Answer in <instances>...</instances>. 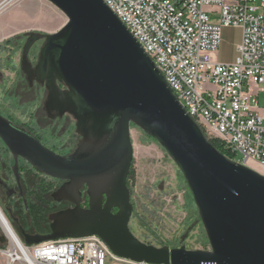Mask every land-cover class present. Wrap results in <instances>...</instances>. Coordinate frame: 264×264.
<instances>
[{
  "label": "water",
  "instance_id": "95a60500",
  "mask_svg": "<svg viewBox=\"0 0 264 264\" xmlns=\"http://www.w3.org/2000/svg\"><path fill=\"white\" fill-rule=\"evenodd\" d=\"M66 21L41 35L38 61L21 69L46 90L48 117L70 115L81 140L67 156L44 147L0 115V140L13 156L67 180L52 193L74 206L48 214L49 232L29 234L26 246L90 235L115 255L149 264H264V175L222 154L179 103L154 62L102 0H46ZM60 85L63 86L61 88ZM134 125L156 141L177 166L197 209L207 249L156 247L130 231L127 175ZM18 178V176H17ZM88 187L85 208L79 185ZM4 239L0 237V242Z\"/></svg>",
  "mask_w": 264,
  "mask_h": 264
},
{
  "label": "built area",
  "instance_id": "2783aa9c",
  "mask_svg": "<svg viewBox=\"0 0 264 264\" xmlns=\"http://www.w3.org/2000/svg\"><path fill=\"white\" fill-rule=\"evenodd\" d=\"M17 1L0 0V14ZM102 1L151 58L206 137L219 140L233 161L264 168V107L257 101V93L264 92V0ZM209 12L218 13V20L211 21ZM225 26L241 30L230 63L215 58ZM3 239L8 245L0 249L5 264H149L113 254L96 235L25 245L32 262L19 261L6 233Z\"/></svg>",
  "mask_w": 264,
  "mask_h": 264
},
{
  "label": "rangeland",
  "instance_id": "374dc122",
  "mask_svg": "<svg viewBox=\"0 0 264 264\" xmlns=\"http://www.w3.org/2000/svg\"><path fill=\"white\" fill-rule=\"evenodd\" d=\"M208 17L211 21H217L219 15L209 12ZM65 21L66 17L46 0H18L0 15V111L13 117L19 125L34 128L41 134L45 131L48 136L53 132L58 135L63 130L66 137L76 136L75 122L70 116L55 120L45 116L42 110L45 89L36 84H27L19 62L26 35L52 33ZM240 34L238 27L221 28L220 42L215 53L217 61H234ZM41 43L39 41L31 48L29 58L32 62L38 56ZM257 101L259 107H264V92L257 93ZM130 138L133 148L128 175L133 203L129 222L131 233L141 242L156 247L184 245L187 249H207L208 242L197 209L177 166L156 141L134 125L130 128ZM2 146L0 141V156ZM5 162L11 167L14 163L7 150ZM247 167L264 175V168L259 165L248 164ZM22 176L20 182L23 188L26 184H33L30 187L35 188L37 194L42 191L49 198L45 204L48 212L44 225L48 233V214L65 204L57 206L50 200L49 191L54 187L46 185L44 181L48 182L47 179L39 173L29 170L23 172ZM0 209L21 242V228L26 233H34L35 229L23 212V203L16 200L6 203L1 189ZM0 237L5 238L1 226ZM7 247L5 240L0 242V249L5 250ZM1 257L2 264H5V258Z\"/></svg>",
  "mask_w": 264,
  "mask_h": 264
},
{
  "label": "flooded vegetation",
  "instance_id": "af4514ba",
  "mask_svg": "<svg viewBox=\"0 0 264 264\" xmlns=\"http://www.w3.org/2000/svg\"><path fill=\"white\" fill-rule=\"evenodd\" d=\"M31 34L32 33H29L28 35L25 36V42L22 45V53H21L20 62H19L20 63V69H21V60H22V57L24 54V47L27 44L28 39H29ZM34 34H39L40 36L43 35L40 33H34ZM39 41L42 42L40 45V47H41L43 42H44V38L42 36L39 37L36 41H34L29 46V48L26 52V61L32 68L36 66L37 61H38V56H36L35 62H32L29 58V53L31 51V48L34 47L36 45V43ZM39 50H40V48H39ZM38 54H39V51H38ZM21 71L24 74L26 82L29 86H33L36 84V85L44 88V86L42 84H39L35 79L32 80V82H30L27 78V75L23 72L22 69H21ZM59 86L61 88H63L62 85L59 84ZM45 96H46V90H45ZM44 99H45V97H44ZM43 102H44V100H43ZM42 110H43V104H42ZM43 112L45 113L44 110H43ZM0 115L2 117H4L5 119H7L13 126L19 128V129H23L28 134H30L31 136L36 138L44 147H46L47 149H49L52 152H54L58 155H61V156H67V155L72 154L76 150L77 145L79 144V142L82 138L81 135L76 132V127H75L76 136L73 135V136L66 137L64 135L63 129H62L63 130L62 133H60V134L58 133V135H57V132H53L52 134L49 133V136H48V134L45 133V131L42 132V134H41V133H38V131H36L34 128L30 129V128H26L24 126L19 125L17 122L14 121V119H12L13 117L8 116L6 114L4 115L1 111H0ZM45 116L48 119L55 120V119H61L65 116H70V115L64 114L61 117L51 118V117H48L47 114L45 113ZM74 122H75V120H74ZM65 139H67L68 141H66ZM2 145H3L2 146V156H0V189H1L3 198H4L6 203L11 202L13 200H16L17 202H21V203L31 202V201H46V202L49 201V198L45 197V195H43L42 191L37 194L36 189L35 188L32 189L30 187V186H33V184H26V186L24 188L21 185L20 180L23 177L22 176L23 172L33 170L36 173H39L40 175H42V177L47 179L48 182L44 181L46 183V185L54 187L52 190L49 191L50 200L54 204H56L57 206L65 204L64 206H62L58 210L66 209V208H70V207L74 206L69 200L63 199L61 201H55L52 197V193L55 192L59 187H61V185H63L67 180H62V179H57V178L51 177V176L41 172L40 170L36 169L35 167L31 166L27 161H25L21 157H18L17 168H16V172H15L13 166L11 167V166H9L8 163L5 162L6 150L9 153H10V151L6 148V146L3 142H2ZM67 146L69 147V149H67ZM10 155H11L12 160L14 161L11 153H10ZM131 164H132V162H131ZM130 167H131V165H130ZM129 171H130V168H129ZM128 175H129V172H128ZM128 175H127V180H126V186L129 190L130 202L132 204V209H133V203L131 200V190L128 186ZM17 176H18V178H17ZM46 189H47V187H46ZM78 190L80 193V197H79L80 206L85 208L87 206V201H88V195H87L88 187L86 186L85 183H83V184L79 185ZM58 210H56V211H58ZM52 212H54V211H52Z\"/></svg>",
  "mask_w": 264,
  "mask_h": 264
},
{
  "label": "trees",
  "instance_id": "16d2710c",
  "mask_svg": "<svg viewBox=\"0 0 264 264\" xmlns=\"http://www.w3.org/2000/svg\"><path fill=\"white\" fill-rule=\"evenodd\" d=\"M6 41L5 43H8ZM211 143L225 156L232 158V154L228 151L227 148L217 139H209ZM46 201H31L23 203V212L26 213L32 227L35 229L34 233L45 234L46 229L45 225V215L47 214V208L45 206ZM164 246V245H163ZM170 247L169 245H165Z\"/></svg>",
  "mask_w": 264,
  "mask_h": 264
},
{
  "label": "bare ground",
  "instance_id": "6f19581e",
  "mask_svg": "<svg viewBox=\"0 0 264 264\" xmlns=\"http://www.w3.org/2000/svg\"><path fill=\"white\" fill-rule=\"evenodd\" d=\"M1 35L2 34H0V36ZM0 226L3 229L4 233H6L8 235V237L11 240V242L13 243L14 248L16 249V257H17V259L19 261H21L22 259L26 258L30 262H32L31 258L29 257V253H28L25 245L21 242V240L19 239L18 235L12 229L11 225L9 224L7 219L5 218V216H4V214H3L1 209H0ZM13 251H14V249H11L9 252L12 253ZM3 253H4V256H5V254L7 255V253H5V251ZM11 255L14 256L13 254H11Z\"/></svg>",
  "mask_w": 264,
  "mask_h": 264
},
{
  "label": "crops",
  "instance_id": "0c3cea01",
  "mask_svg": "<svg viewBox=\"0 0 264 264\" xmlns=\"http://www.w3.org/2000/svg\"><path fill=\"white\" fill-rule=\"evenodd\" d=\"M3 13H5V11L2 12L1 14H3ZM1 14H0V15H1ZM251 164H252V165H258L256 162H251Z\"/></svg>",
  "mask_w": 264,
  "mask_h": 264
}]
</instances>
